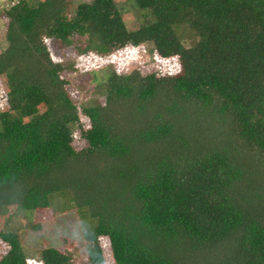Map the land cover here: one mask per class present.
<instances>
[{
  "label": "trees",
  "instance_id": "1",
  "mask_svg": "<svg viewBox=\"0 0 264 264\" xmlns=\"http://www.w3.org/2000/svg\"><path fill=\"white\" fill-rule=\"evenodd\" d=\"M131 2L140 23L128 34L115 0L81 3L72 16L67 0L6 12L10 109H47L28 123L0 115V217L63 199L84 226L90 264H103L98 236L115 264H264V0ZM44 37L79 53L148 43L178 57L181 73H111L103 101L77 106ZM79 112L90 128L78 130L87 146L76 151ZM0 240V264H26L18 233ZM41 261L72 264L53 247Z\"/></svg>",
  "mask_w": 264,
  "mask_h": 264
},
{
  "label": "rangeland",
  "instance_id": "2",
  "mask_svg": "<svg viewBox=\"0 0 264 264\" xmlns=\"http://www.w3.org/2000/svg\"><path fill=\"white\" fill-rule=\"evenodd\" d=\"M43 2L45 0H36ZM67 13L72 16L76 6L88 3L90 0H67ZM120 3L123 13L120 17V27L125 33H132L139 28V11L131 0H115ZM10 9L7 0H0V53L6 48V12ZM89 27V24H85ZM98 39V37H97ZM100 43V40H96ZM50 57L54 63L63 66V82L69 96L77 106L90 107L103 101V81L111 74L129 75L135 71L141 76L155 75L156 77H176L181 73L178 57L168 59L160 57L151 50L148 43L141 46L130 44L113 48L106 53L88 50L79 53L71 46L59 45L53 39L43 38ZM186 44H188L186 42ZM9 73L0 76V115H12L21 123L41 116L47 109L45 104H38L21 112L10 109L8 92L11 89ZM103 93V94H102ZM80 111V110H79ZM90 128L87 117L79 112V129L73 127L72 147L79 151L87 146L79 131L86 132ZM93 226V224H92ZM38 227L39 229H33ZM9 231L20 235L26 264H43L41 252L45 248H56L63 254L71 256L72 264H90L88 260L87 244L84 240V226L72 206L64 203L63 199H56L52 208L36 210L33 213L18 212L15 207L7 208V212L0 217V232ZM96 246L100 248L103 264H115L109 240L106 237H96ZM93 245V244H92ZM9 250L6 243L0 240V258Z\"/></svg>",
  "mask_w": 264,
  "mask_h": 264
},
{
  "label": "built area",
  "instance_id": "3",
  "mask_svg": "<svg viewBox=\"0 0 264 264\" xmlns=\"http://www.w3.org/2000/svg\"><path fill=\"white\" fill-rule=\"evenodd\" d=\"M22 0H7L8 5L11 7L17 5Z\"/></svg>",
  "mask_w": 264,
  "mask_h": 264
}]
</instances>
